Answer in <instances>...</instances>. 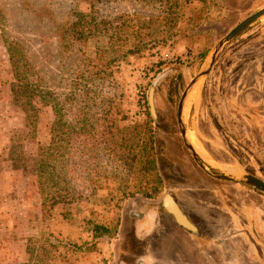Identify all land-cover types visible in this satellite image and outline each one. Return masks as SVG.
<instances>
[{"label":"rangeland","instance_id":"374dc122","mask_svg":"<svg viewBox=\"0 0 264 264\" xmlns=\"http://www.w3.org/2000/svg\"><path fill=\"white\" fill-rule=\"evenodd\" d=\"M34 1L0 0V9L15 15ZM49 1L59 7L55 21L66 20L65 15L74 10L90 11L85 2ZM105 1L102 13L107 17L115 18L124 8L128 10V0ZM207 5L208 18L188 32L202 35L194 45L181 40L184 36L180 34L167 44L151 42L167 37L155 24L140 37V41L150 42L149 48L115 64L114 117L118 122L125 117L119 122L124 127L148 119L149 113L155 120L156 168L164 187L154 198L138 194L126 199L119 236L104 246L102 255H93L92 262L76 255V264H137L141 256L147 260L143 264H264V193L205 174L185 147L177 122L181 95L205 66L209 52L240 22L263 9L264 0H210ZM179 27L185 28L184 23ZM121 36L124 47L139 41L138 36H132V29ZM13 79L0 37V264H66L65 256L72 255L69 247L73 249L71 245L78 243V251L82 243L79 223L67 221V207L51 219L43 220L39 213L38 169L41 152L51 140L53 112L34 99L33 109L39 112L36 127H32L27 113L13 101ZM155 82L153 116L149 93ZM185 122L194 148L211 171L227 175L245 172L264 180V18L221 53L210 74L189 97ZM141 142L139 139L136 145ZM166 193H172L197 217L205 234L197 237L168 223L172 235L166 238L168 247L163 254L153 247L145 254L138 251L132 256L134 262L126 263L123 235L132 225V214L148 215L149 209L161 207L160 197ZM149 220L147 217L145 223ZM141 234L139 230L134 247L151 237V233Z\"/></svg>","mask_w":264,"mask_h":264},{"label":"trees","instance_id":"16d2710c","mask_svg":"<svg viewBox=\"0 0 264 264\" xmlns=\"http://www.w3.org/2000/svg\"><path fill=\"white\" fill-rule=\"evenodd\" d=\"M209 1L128 0V10L113 18L102 13L105 0H76L87 3L90 11L74 10L63 21H55L59 7L49 0L27 3L15 15L0 9V37L14 78L13 101L34 128L39 112L33 109L34 99L53 112L51 140L41 152L37 189L43 220L67 207L65 218L81 228L80 249L75 250L78 243L71 245L72 255L65 256L64 263L76 264L78 254L87 262L103 254L104 246L119 235L126 199L162 193L153 145L155 120L149 113L148 119L128 127L119 124L125 117L119 122L114 117L113 87L118 82L113 69L118 61L149 48L150 42L140 37L155 24L167 37L151 42L167 44L180 34L181 40L194 45L202 35L188 32L208 18ZM196 2L203 5L197 7ZM180 22L185 28L179 27ZM128 29L139 41L124 47L121 35ZM139 139L143 142L136 145Z\"/></svg>","mask_w":264,"mask_h":264},{"label":"water","instance_id":"95a60500","mask_svg":"<svg viewBox=\"0 0 264 264\" xmlns=\"http://www.w3.org/2000/svg\"><path fill=\"white\" fill-rule=\"evenodd\" d=\"M264 18V8L257 11L256 13L250 15L237 26H235L208 54L207 62L205 66L199 71V73L190 81V83L185 88L181 95L180 101L178 103L177 109V122L180 130V134L183 138V142L187 150L191 153L192 157L199 165V167L209 176L222 180L231 181L238 184L248 185L254 189H257L264 193V180L256 177L254 175L239 172L236 174H221L211 171L206 164L203 162L202 158L198 155V152L194 148L190 137L188 135V130L185 122V107L189 97L192 95L193 91L198 87V85L210 74L215 63L217 62L221 53L230 45L235 39L240 37L254 24L260 22ZM156 87V82L152 84L149 93V104L151 106L152 115L155 116V111L153 107V96ZM164 207L174 215L177 222L190 230H195V227L187 220V218L182 214L178 206L174 203L173 199L167 195L164 201Z\"/></svg>","mask_w":264,"mask_h":264},{"label":"flooded vegetation","instance_id":"af4514ba","mask_svg":"<svg viewBox=\"0 0 264 264\" xmlns=\"http://www.w3.org/2000/svg\"><path fill=\"white\" fill-rule=\"evenodd\" d=\"M213 172H216V171H213ZM209 177H211V176H209ZM213 179H215V178H213ZM216 180H218V179H216ZM167 195H169L173 199L174 203L178 206V208L180 209L182 214L195 227V230H190V229H187V228L181 226L177 222L174 215L171 214L164 207V201H165ZM160 202H161V207L151 208L158 213L157 224H158L159 228L157 231H155L157 233H155V234L152 233L151 237H149V239L147 241H145L142 244L139 243V246H135V247L132 245V243L135 242V238L137 237L136 234H137L138 225H142V222L147 218V214H144L143 212L132 214V216H131L132 217V225H131V227H129V229H127V231L123 235L124 240H125L124 244L127 247H126V250L123 251L122 255H124V260H126V263H128V262L133 263L134 260H133L132 256L136 255L138 253V251L143 252L145 254L147 249L150 250L153 247L158 249V252L160 254H163L165 251V248L167 246L166 238L168 236L172 235V232H170L168 227H167L168 223L173 222L177 226H179L181 229H183L184 231H187V232H189L192 235L197 236V237L203 236L205 234L204 232H202V230H200L199 224L197 223L198 222L197 217L195 215H193L190 211L183 208L181 206L179 200L177 199V197H175L172 193H166V194L162 195V197H160ZM151 209H149L148 211H152ZM129 256H130V259H128ZM161 258L162 257H158L156 259L160 260ZM139 259L140 260L138 261L137 264H143V262L146 260L145 257L143 258V256H141Z\"/></svg>","mask_w":264,"mask_h":264},{"label":"crops","instance_id":"0c3cea01","mask_svg":"<svg viewBox=\"0 0 264 264\" xmlns=\"http://www.w3.org/2000/svg\"><path fill=\"white\" fill-rule=\"evenodd\" d=\"M123 217L122 216V220H121V225H120V233L123 230ZM147 217L150 219L148 222H150L149 224L145 223L146 219L142 222V225H138V229L137 232L140 230L142 232L141 235H146L148 236L150 233L152 235V232H155L156 230H158V224H157V218H158V213L155 210H152L151 212L148 213ZM145 223V224H144ZM151 224V225H150ZM143 232H147V233H143ZM119 236V235H118ZM146 259V258H145ZM147 260H145L144 262H146ZM148 264V263H146Z\"/></svg>","mask_w":264,"mask_h":264}]
</instances>
